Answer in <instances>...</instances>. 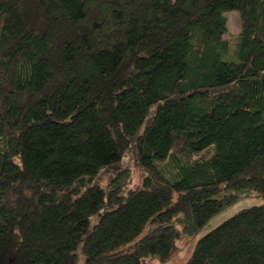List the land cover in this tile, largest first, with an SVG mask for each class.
<instances>
[{"label": "trees", "instance_id": "16d2710c", "mask_svg": "<svg viewBox=\"0 0 264 264\" xmlns=\"http://www.w3.org/2000/svg\"><path fill=\"white\" fill-rule=\"evenodd\" d=\"M248 194L264 197V0H0V264L164 263ZM185 264H264V203Z\"/></svg>", "mask_w": 264, "mask_h": 264}, {"label": "rangeland", "instance_id": "374dc122", "mask_svg": "<svg viewBox=\"0 0 264 264\" xmlns=\"http://www.w3.org/2000/svg\"><path fill=\"white\" fill-rule=\"evenodd\" d=\"M226 19V32L223 35V38L229 41V50L224 58L226 61L234 58L235 52V41L234 39L239 35L241 31V22L240 17L237 11H229L224 14ZM131 168V175L129 179L128 188L135 189L138 188L142 182V173L139 168H135L131 165L128 158L125 160ZM125 165V164H123ZM171 170H168L165 173V176L170 175ZM113 175L103 174L99 178L100 185H105L109 178ZM264 203V197L256 194H248L246 197L241 196L234 204L230 205L218 215L213 217L207 225L202 229L192 235H182L180 239L175 243L171 257L168 261L162 263L157 258H149L144 260V264H185L190 258L192 251L196 242L206 235L208 232L219 226L222 222L230 218L232 215L238 213L239 211L253 207L259 206ZM78 264H82V261L79 260Z\"/></svg>", "mask_w": 264, "mask_h": 264}]
</instances>
